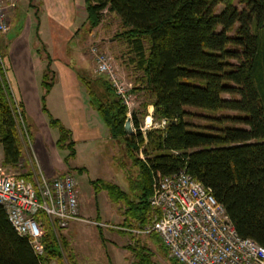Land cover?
I'll use <instances>...</instances> for the list:
<instances>
[{"label": "trees", "instance_id": "obj_1", "mask_svg": "<svg viewBox=\"0 0 264 264\" xmlns=\"http://www.w3.org/2000/svg\"><path fill=\"white\" fill-rule=\"evenodd\" d=\"M83 4L87 31L99 24L103 12L118 17L121 29L115 35L140 71L139 84L131 90L146 95L140 114L149 103L155 118L166 119L163 126L142 133L139 118L131 110L132 128L127 132L123 128L126 106L106 77L77 71L88 104L109 135L121 138L137 168L135 177L128 180L132 197L117 183L97 178L90 180L93 190L104 189L111 201L120 202L121 225L135 228L149 221L147 197L157 175L183 168L209 188L238 235L264 246V0H83ZM40 47L46 59L40 77V108L47 124L56 129V147L67 149L66 158L74 155V141L70 129L45 106L54 74L48 53ZM3 56L0 44L1 164L13 168L27 145L16 107L29 140L31 136L21 103L14 102L8 87ZM190 106L233 110L231 115L214 118H229L241 125H223L215 132L197 129L188 120L194 113L186 108ZM20 174L30 178L29 169ZM35 216L44 226L43 255L35 254L26 237L14 230L0 204V264H39L47 258L77 264L60 229L56 235L41 211ZM126 232L135 236L126 245L132 252L130 264H148L151 252L136 238L140 234ZM148 234L165 249L155 232Z\"/></svg>", "mask_w": 264, "mask_h": 264}, {"label": "built area", "instance_id": "obj_2", "mask_svg": "<svg viewBox=\"0 0 264 264\" xmlns=\"http://www.w3.org/2000/svg\"><path fill=\"white\" fill-rule=\"evenodd\" d=\"M17 1L0 0V33L8 29L9 15ZM89 49L93 70L106 77L115 94L125 104V114L129 118L132 103L130 82L116 75L112 56L106 51L100 50L95 43ZM149 109L137 125L142 133L161 127L166 122L164 117L155 118L152 108ZM16 116L24 142L29 145L19 107H16ZM147 200L151 209L148 222L135 228L116 227L139 234L155 232L174 260L173 264H264V246L249 237L238 235L223 206L216 201L209 188L185 169L157 175ZM0 204L11 226L26 237L37 255L44 254V226L35 216L38 210L46 217L56 235L58 229L71 220L83 219L78 210L76 182L69 172L48 176L34 169L30 178H26L19 171H10L0 163ZM93 223L108 225L96 220ZM39 264L56 262L54 258H47Z\"/></svg>", "mask_w": 264, "mask_h": 264}, {"label": "crops", "instance_id": "obj_3", "mask_svg": "<svg viewBox=\"0 0 264 264\" xmlns=\"http://www.w3.org/2000/svg\"><path fill=\"white\" fill-rule=\"evenodd\" d=\"M84 18L83 0H19L10 12L8 29L0 33L8 87L13 98L21 103L25 122L32 123L36 128L30 135L27 151L22 153L18 162L22 170L29 169L31 173L38 169L49 176L54 173V167L64 166L59 159L62 149L54 143L56 129L47 124L40 108V77L46 61L40 45L49 55V67L54 74L44 103L50 114L70 129L75 152L78 141L84 144L99 138L102 133L99 129H104L96 111L88 104L85 89L76 76V72L84 68L85 57L80 44L89 40L86 29L83 30L85 35L81 33L86 25ZM149 106L152 108L151 104ZM104 127L105 134L110 136L107 127ZM1 159L0 145V163ZM79 207L78 204L79 212L83 211ZM82 223L71 220L60 228L73 253L71 238L76 236L73 228L82 226ZM98 232L99 236H104L101 229L98 228Z\"/></svg>", "mask_w": 264, "mask_h": 264}, {"label": "rangeland", "instance_id": "obj_4", "mask_svg": "<svg viewBox=\"0 0 264 264\" xmlns=\"http://www.w3.org/2000/svg\"><path fill=\"white\" fill-rule=\"evenodd\" d=\"M99 23L87 32L89 40L80 44V49L85 57L83 59L84 68L80 71H84L90 77L99 75L93 70L94 63L89 49L91 44L95 43L100 50H104L112 56L116 75L120 79L130 82L131 86H138L139 83L136 78L139 76L140 71L134 67V63L130 60V54L127 52L125 43L115 35V32L121 29L118 17L114 14L103 12ZM86 28L87 25H84L81 33ZM83 34L85 35V33ZM131 92L132 103L130 111L134 110L139 121H141L143 116L147 114V108H150L149 103L145 105V112L140 114L141 103L146 99V95L143 94L142 90L136 88ZM186 108L194 112L193 115L189 116L188 120L191 122V126L197 129L215 132L223 125H241L229 120V118H221L219 120L214 118V116L223 117L233 114L234 111L230 109L210 110L191 106ZM235 113L238 115L241 112L235 111ZM28 124L26 121V127L31 135L36 128L32 123ZM102 126L104 129H99L100 131L102 130L99 138L96 137L84 144L77 142V149L74 155L65 156L66 158H64L63 156L66 154L67 149L61 148L59 159L64 166L54 167L53 174L69 172L73 175L75 182H77L78 204L79 208H81L80 210H83L79 212L83 218L80 221L83 223L82 226L79 225L78 228H73L76 230V236L71 238V245L75 253H73L75 262L77 264H119L120 262L130 264L133 258L132 252L126 245L132 244L135 236H130L126 232L127 230H121L116 227V225L122 224V204L109 200L104 189L94 191L90 180L97 178L98 180L117 183L121 189L132 197L133 194L128 188V180L135 177L137 168L127 155L121 138L107 136L105 127L104 125ZM143 141H145V138ZM26 147L27 145L23 146L22 153L27 151ZM138 156L143 155L138 152ZM6 167L10 171H22L18 164L13 168ZM95 220L103 221L108 225H96L93 223ZM97 227L101 229V233L104 236H99ZM59 234L61 235L60 231ZM115 234L120 236V238L116 237ZM136 238L140 243L147 246L151 252L148 264H170L167 250L160 246L155 237L150 234H142L137 235ZM56 264L66 263L56 262Z\"/></svg>", "mask_w": 264, "mask_h": 264}, {"label": "water", "instance_id": "obj_5", "mask_svg": "<svg viewBox=\"0 0 264 264\" xmlns=\"http://www.w3.org/2000/svg\"><path fill=\"white\" fill-rule=\"evenodd\" d=\"M123 128L124 130H126L127 132H129L131 130V123H130V119L129 118H125L124 122H123Z\"/></svg>", "mask_w": 264, "mask_h": 264}]
</instances>
